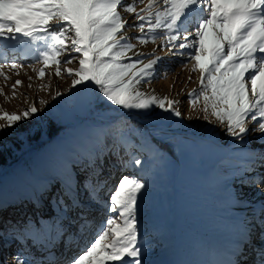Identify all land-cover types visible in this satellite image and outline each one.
I'll return each mask as SVG.
<instances>
[{
	"label": "rangeland",
	"instance_id": "374dc122",
	"mask_svg": "<svg viewBox=\"0 0 264 264\" xmlns=\"http://www.w3.org/2000/svg\"><path fill=\"white\" fill-rule=\"evenodd\" d=\"M148 4L149 0H136V12L146 9ZM163 7L156 3L153 11ZM118 11L127 25L137 23L136 13L119 8ZM142 14L148 15L147 11ZM50 23L58 29L59 22ZM194 26L195 21L189 25L193 34ZM147 29L146 25L147 42L137 39L141 32L134 26L121 33L131 38L134 47L118 62L129 64L136 59L124 63L127 58L145 54L140 56L143 64H137L133 70L136 71L149 62L146 57L162 58L147 77L150 83L136 87L149 96L176 101L175 107L182 113L180 117L159 107L123 109L99 96L91 84L73 88L72 81L78 77L69 75L67 69H79L80 54L72 52L78 58L71 63L57 65L50 60L45 65L37 60L39 43L28 45L0 39V64L3 65L0 67V116L5 112L22 116L32 106L38 109L13 127H7V120L0 119V125L6 126L0 132V163L3 162L0 164V214L4 217L10 213L14 221L5 226L7 231L0 233V264H17L18 260L20 264L25 261L41 264L49 253L55 254L50 259L56 264H70L94 241L108 219L114 218L117 224H123L124 218L109 211L108 203L124 176L135 177L146 185L137 198L136 216L144 264H199L197 256L204 259H200L203 264H214L199 248L214 251L216 247L208 242L219 241L221 234L231 239L236 235L237 240L233 253L228 246L220 247L222 253L217 256L220 264L255 263L251 255L245 254L252 243L264 247V232L259 226L264 191L253 185V179L264 173L260 163L264 158V140L258 139L256 132H250L244 140L229 136L227 122L221 123L212 114L211 88L204 89L210 98L208 101L200 95L193 103L190 94L201 91L200 79L204 74L195 59L182 53L196 49L174 48L168 42L165 29H157L156 33ZM69 35L75 38L74 33ZM153 35L158 37L154 41ZM68 47L71 49L70 42ZM68 54L65 52L57 59L63 61ZM13 63L18 67H12ZM57 67L60 75L56 74ZM42 69L43 77L40 76ZM206 104L207 112L204 111ZM217 107L227 106L218 103ZM142 118L149 121L146 126L134 121ZM124 120L142 127L136 131L139 143L123 131L121 141L117 138L113 148L108 149L107 136L108 139L115 136L110 128L119 123L123 125ZM55 124L64 126L58 136L51 134ZM248 127L253 124L248 123ZM159 141L168 144L170 149L162 148ZM136 160L140 163L136 164ZM85 176L89 181V185L86 181L88 192L81 186L78 209H63L66 200L69 203L76 200L73 193L61 199L59 206L56 200L51 201L49 189L53 186L75 187L78 182L83 183ZM100 181L104 186L95 190L94 185ZM202 195H207L213 205H204ZM28 216L39 221L41 233L44 223L52 224L50 235L44 232L34 240L33 234L24 235L23 220ZM229 220L237 221L238 229L234 230ZM243 238L246 245L243 240L239 247ZM110 239L111 236L106 241ZM219 243L223 244L221 240ZM180 248L187 252L188 260L179 255ZM244 248V252L239 251ZM261 254L258 264L264 251ZM44 264L48 261L44 260Z\"/></svg>",
	"mask_w": 264,
	"mask_h": 264
},
{
	"label": "snow or ice",
	"instance_id": "6c2138e0",
	"mask_svg": "<svg viewBox=\"0 0 264 264\" xmlns=\"http://www.w3.org/2000/svg\"><path fill=\"white\" fill-rule=\"evenodd\" d=\"M135 2L0 0V39L28 45L39 43L41 46L36 49L37 60L45 65L50 60L57 65L62 62L71 63L78 58L71 53L80 54L82 58H79V69H67L69 75L78 77L72 81L73 88L91 84L108 102L123 109L149 110L159 107L180 117L182 113L175 107L176 101L168 100L167 97L149 96L136 87L141 83H150L147 77L155 71L162 58L146 57L149 62L136 71L133 70L137 64H143L140 56L145 54L138 53L136 60L129 64L118 62L134 47L130 43L131 38L121 34L128 27L134 26L140 30L141 36L137 39L142 42H147L146 25L151 33L165 29L172 47L196 49L191 53H182L195 59L200 72L204 74L200 79L201 91L190 94L192 102L195 103L200 95L208 101L210 98L204 89L211 88L212 114L221 123L227 122L226 131L229 136L244 140L250 132H256L259 133L257 138L264 140V0H149L148 7L139 13L136 12ZM156 3L164 7L153 11ZM118 8L136 13L137 23L127 25ZM145 11L147 16L142 14ZM51 21L59 22L58 29ZM194 21L193 34V31H189V25ZM70 33H74L75 38ZM118 34H121L119 38ZM189 37H192L191 41ZM157 38L156 35L152 36L153 41ZM178 40L179 43H174ZM69 42L71 49L68 47ZM65 52L69 53L65 60L57 59ZM0 67L3 65L0 64ZM12 67L18 65L13 63ZM60 72L57 67L56 74L60 75ZM44 75L42 69L40 76ZM218 103L227 107L218 108ZM207 108L206 104L205 112ZM37 111L32 106L22 116L5 112L0 119H6L7 127H13ZM204 119L207 120V116ZM248 123H252L253 127L249 128ZM5 130L6 126L0 125V132ZM135 163L139 164L140 161L136 160ZM260 163L264 167V158ZM86 181L87 176L83 183L78 182L75 187L53 186L49 189V195L56 199L59 206L61 199L73 193L76 200L71 203L66 200L65 204L69 210L78 209L81 186L88 192ZM253 185L264 191V173L253 179ZM145 187L135 177L121 178L109 198L108 210L123 217V224H117L114 218L108 219L94 241L90 242L82 254L74 257L70 264H144L136 216L137 198ZM259 226L264 232V210L261 211ZM109 236L112 239L106 241ZM54 256V253H49L41 260V264H44V260L48 264H56L55 260L50 259ZM17 264H20L19 260ZM261 264H264V257Z\"/></svg>",
	"mask_w": 264,
	"mask_h": 264
},
{
	"label": "trees",
	"instance_id": "16d2710c",
	"mask_svg": "<svg viewBox=\"0 0 264 264\" xmlns=\"http://www.w3.org/2000/svg\"><path fill=\"white\" fill-rule=\"evenodd\" d=\"M136 59V56H133L131 58H127L126 61L124 63H129V61H133ZM139 66V65H138ZM138 89V88H137ZM99 96H102L98 91L96 92ZM135 122H139L138 124L139 125H142V126H146L147 125V120H144L143 118L141 120H134ZM142 127H139L137 124L133 123V122H128L126 120H124V124L122 125V123H119V126H112L110 128V132H113L114 133V137H110V139H108L109 136H107V141H106V147L108 149H111L113 148V145L115 144L116 142V139L118 138L119 140L118 141H121V139L123 138L121 133L123 131H125L126 135H133L132 137L133 140L137 143H139V138H138V134L136 133L137 130L141 129ZM64 129V126L63 125H59V124H55L54 125V129L53 131L51 132L52 135H59L61 134L62 130ZM109 132V134H110ZM160 145L162 148H165L167 150H169L170 146L164 142H161L159 141ZM39 148V147H38ZM117 149L119 150L120 149V146L118 145L117 146ZM0 164H3L0 163ZM87 184L89 185V181H87ZM93 185H94V182H93ZM96 187L95 190H99V188H102L104 186V182L103 181H100L98 182L97 185H94V187ZM94 192H92L93 194ZM55 198H53L51 201L52 202H55ZM68 207L65 206L63 209H67ZM69 210V208H68ZM9 214V215H8ZM58 221V220H57ZM0 222H2V231L0 230V233L2 234L4 231H7L8 228L5 229V226L6 225H12L14 223L13 219L11 218V215L10 213H7V216L6 214H4V217H3V213L0 214ZM39 221H35L33 220V218L31 216H28L25 220H23V232H24V235L25 233L28 232V234H33L31 235V238L32 240L36 239L37 235L40 234V235H43L44 232H46V234L48 235L49 233H51V228H52V224H49V223H44V229L42 230V233L41 231L38 229V223ZM43 222V220H42ZM52 223H55V222H52ZM7 227V226H6ZM60 225L57 223V228H59ZM17 230H20V228H16ZM31 231V233H30ZM33 232V233H32ZM50 235V234H49Z\"/></svg>",
	"mask_w": 264,
	"mask_h": 264
},
{
	"label": "bare ground",
	"instance_id": "6f19581e",
	"mask_svg": "<svg viewBox=\"0 0 264 264\" xmlns=\"http://www.w3.org/2000/svg\"><path fill=\"white\" fill-rule=\"evenodd\" d=\"M246 76H247V73L245 74ZM249 95L251 96V93H249ZM247 143H249L250 142V140H248V141H246ZM245 142V143H246ZM242 143V142H241ZM195 195V194H194ZM195 197H197V198H199L198 196H196L195 195ZM200 199V198H199ZM198 199V200H199ZM202 203L204 204V205H206V206H211V205H213L212 203V201H211V199L207 196V195H202ZM199 202H201V200H199ZM239 210V209H238ZM243 210V209H242ZM234 211L236 212L237 210H235L234 209ZM225 214V213H224ZM232 218H235V215L232 217ZM238 219V221H239V218H237ZM229 223L230 224H232L233 225V228H235L234 230H236V229H238L237 228V226H238V223H237V221H231V220H229ZM224 234H226V233H224ZM246 236V235H245ZM244 236V237H245ZM221 237H222V239H220L221 240V242L223 243L222 245L219 243L220 242V240L219 241H216V242H208V243H210L211 245H213V248H214V246L216 247V249L214 250V251H210L209 249H207V248H199V250H200V253L201 254H203L204 255V257H206L207 259H209L210 261H212L214 264H220L221 262H220V259L217 257L218 256V254H220V253H222V251H221V248L220 247H223V246H228V247H230L229 248V251H231L232 253H233V251H234V244H235V242H236V240H237V237H236V235H235V237L233 238V239H231L228 235H226L225 237H223V234H221ZM243 240H245L244 242H245V245H246V239H242V240H240V242H239V247H240V245L242 244V242H243ZM215 241V240H214ZM192 243V242H191ZM245 245H244V247H245ZM181 247H182V245H181ZM184 247V246H183ZM205 247H207V246H205ZM250 247H251V249H250ZM249 248H248V252L245 254V255H248V256H252V258H254L255 259V263L254 264H258V257H261L262 256V254L261 253H263V251H264V247H259V246H254L253 245V243H252V245L250 246ZM186 249H188V248H186ZM250 249V250H249ZM218 250V251H217ZM246 249L244 248V249H242V250H239V251H241V252H244ZM254 250V251H253ZM180 256H184V258H186V254H187V252H186V254L184 253V249L183 248H180ZM220 251V252H219ZM262 251V252H261ZM213 252H215V253H213ZM219 252V253H218ZM226 252H228V251H226L225 250V253ZM191 254V253H190ZM231 254V253H230ZM248 256H245V257H248ZM189 258H186V260H188ZM200 259H203V258H199L198 256H197V261H198V263L199 264H203V261H204V259H203V261L201 260L200 261ZM237 263H240V262H237ZM179 264H182V263H179ZM249 264H252V263H249Z\"/></svg>",
	"mask_w": 264,
	"mask_h": 264
}]
</instances>
